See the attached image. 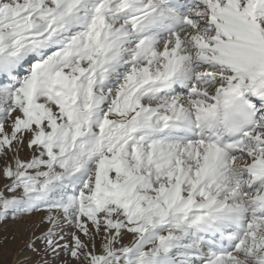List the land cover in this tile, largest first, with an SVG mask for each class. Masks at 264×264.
<instances>
[{"label":"snow or ice","instance_id":"obj_1","mask_svg":"<svg viewBox=\"0 0 264 264\" xmlns=\"http://www.w3.org/2000/svg\"><path fill=\"white\" fill-rule=\"evenodd\" d=\"M9 220L16 264H264V0H0Z\"/></svg>","mask_w":264,"mask_h":264},{"label":"rangeland","instance_id":"obj_2","mask_svg":"<svg viewBox=\"0 0 264 264\" xmlns=\"http://www.w3.org/2000/svg\"><path fill=\"white\" fill-rule=\"evenodd\" d=\"M32 219L34 220L36 217H33ZM19 225V221L14 222L11 220L5 222L3 225H0V241L3 240V237H8L6 243H0V264H16L19 248L23 239L27 238L26 236L21 237L17 233ZM13 234L17 235L16 239H12Z\"/></svg>","mask_w":264,"mask_h":264}]
</instances>
